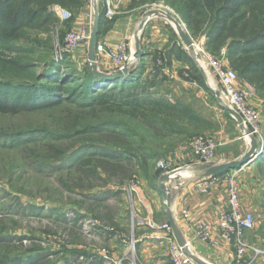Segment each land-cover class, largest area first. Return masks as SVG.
I'll return each instance as SVG.
<instances>
[{
  "label": "rangeland",
  "instance_id": "374dc122",
  "mask_svg": "<svg viewBox=\"0 0 264 264\" xmlns=\"http://www.w3.org/2000/svg\"><path fill=\"white\" fill-rule=\"evenodd\" d=\"M152 1H132V8L129 10L136 9L137 12H134L135 20L129 35L133 34L140 19L145 18L149 10L158 9L166 10L181 23L188 34L190 33L184 21L169 5L164 1L157 3ZM40 4L42 3H36L34 6ZM90 4L92 2L88 0L85 7L88 6V9L92 11V21L91 23L89 21L90 34H92L95 11L90 7ZM98 7L100 8L99 3ZM115 7L117 8L116 4ZM47 9L49 15L45 14L44 18L46 19L38 21L43 23L37 29L31 30L27 35L13 41L16 46L34 50L35 56L30 60L37 64L41 63V58L44 56H55L57 39L62 41L66 33L75 30L73 23L75 24L83 10L80 11V8L59 3H52ZM61 11H64L63 17L57 13ZM114 19L113 22H116L118 15ZM163 33L165 36L163 42L159 37L153 43H149L146 33L136 34L133 39L123 38L131 40L129 42L134 52L136 41L140 40L142 57H146L150 62L148 67H145L141 57L135 63L134 69H146L142 82L150 80L149 83L154 85L151 89L153 98L168 100L170 104L185 108L189 106L185 116L197 111L210 121L212 127L198 136L188 137L190 133H183L184 128L181 124L171 127L167 122L166 129H178L182 133L174 134L169 139H163L153 132H149L152 139L151 147L131 138L132 142L135 141L134 148H139L133 153H144L150 151V148L161 152L157 162L150 164L148 169L151 175L158 176L156 180L161 173L157 167L160 160L169 163L170 172H177L180 168L173 170L175 168L171 166L169 158L176 160L177 152L181 147L188 145L192 150V142L195 138L214 136L213 133H216L214 137L219 139L217 133L222 126L232 132L234 125L230 121L229 114L222 109L223 106L231 107L223 98V88L206 61L207 55L222 60L225 65L237 72L241 87L247 93L250 103L259 110L261 115L263 114L261 125L264 137V94L259 93L253 82L241 77L238 70L231 66L226 59V50L223 49L218 55L211 54L206 51L205 38L196 40L192 38L195 48L189 50L172 26L164 29ZM88 49L89 46L84 45L72 55H68V58L70 57L68 61L72 63L75 70L83 72L90 67ZM166 52L168 53L165 54ZM155 56L159 58L157 62ZM158 61H161L162 64L159 65ZM164 61L167 63L169 61L170 65H166ZM98 69L104 70L102 63L98 64ZM160 70L161 75H157ZM174 77L182 82L177 84ZM167 116L173 118L172 122L176 121L177 123L180 120L178 117H181L177 113ZM77 117L80 118L83 125L97 122L92 118V115L86 114L84 110L72 105L16 117L0 115V264H25L30 258L39 259L38 256L41 255L46 256L49 264H92L98 259H103L102 264H118L120 260H122V264L142 263L136 251L131 252L129 249L134 244L137 250L138 202L135 195V212L131 209L126 188L133 181L139 184L138 181L147 176V172L139 163H136L137 167L131 170L128 162L120 165L116 161L110 163L105 161L113 171H108L106 175L89 173L84 176L82 169L72 167L73 161L64 163L50 157L54 154L52 151L60 153L62 149L68 151L75 145L79 147L80 143L76 139H62L61 142L56 139L64 135L55 139H52L54 137L50 135V140H43L39 136L42 130L54 126L59 125L63 130L64 126H70V123ZM222 120L225 125L222 124ZM137 131L140 132L139 135L144 134L142 129ZM248 141L251 144L250 139ZM243 144L242 137V140L225 148H219L217 155L218 153L225 154V152L237 154L240 149L242 150ZM263 151L264 142L261 143L251 163L241 169L229 172L237 174L236 179L241 184L243 207L245 210H250L256 218V227L253 231L248 232L246 238L251 246L257 245V238L264 241V174L258 171L254 163ZM49 152L50 155L47 154ZM70 152L74 151L71 150L67 154L69 155ZM245 154H241L236 160H240V157L243 158L242 156ZM195 160L204 165L199 158ZM177 163L182 165L183 162L177 160ZM247 168L248 171L243 172ZM100 171L103 170L100 169ZM133 173L137 176L129 178ZM151 180L152 178L149 181ZM158 184L159 182L154 181L155 187ZM115 190H119L116 195L114 194ZM131 214L135 216V220ZM218 230L221 236L219 226ZM123 246H127L124 252ZM237 261H240L238 257Z\"/></svg>",
  "mask_w": 264,
  "mask_h": 264
},
{
  "label": "trees",
  "instance_id": "16d2710c",
  "mask_svg": "<svg viewBox=\"0 0 264 264\" xmlns=\"http://www.w3.org/2000/svg\"><path fill=\"white\" fill-rule=\"evenodd\" d=\"M160 1L169 5L184 21L193 39L205 38L206 51L218 55L225 49L226 59L231 66L238 70L241 77L253 82L259 93L264 94V0L152 2ZM87 2L88 0H0V115L16 117L54 110L65 105L76 106L92 115L97 122L83 125L77 117L70 126H64L63 130L59 125L42 130L39 136L43 140H50V135L54 137L52 139L64 135L56 140L62 142V139L74 138L80 143L79 147L75 145L68 151H52L54 154L51 158L64 163L73 161L72 167L82 169L84 176L89 173L106 175L108 171H113L105 161H116L120 165L128 162L131 170L139 163L150 177L149 166L157 162L161 152L150 148V151L144 153H133L139 148L135 149V141L130 139H137L143 145L151 147L149 132L163 139L180 134L177 130L166 129L167 122L171 127L178 124L176 121L172 122L173 118L167 115L177 113L181 115L178 117L181 119L188 108L170 104L168 100L153 98L151 89L154 85L149 83L150 80L142 82L145 68L133 69L131 74L123 78L102 79L94 76L90 68L83 72L75 70L68 61L71 52L65 51L59 61L54 56H44L41 63L37 64L30 60L35 56L34 50L13 44V41L43 23L38 21L46 19L44 15L50 4L77 7L81 11ZM36 3L42 4L34 6ZM99 17L100 40L115 19L109 20L106 17L102 4ZM155 57L157 62L159 58ZM164 62L170 65L169 61ZM194 125L197 128L192 135L198 136L202 124L195 121ZM140 129L144 131L143 135H139L137 130ZM260 146L258 143V149ZM71 150L74 152L68 155L67 152ZM140 151L143 152L142 149ZM47 154L50 155V152ZM254 163L258 171L264 174V151ZM136 176L133 173L129 178ZM157 177L152 174L150 178L155 180ZM108 180L111 182L109 178ZM118 193L119 190H115L114 194ZM38 257L42 259L30 258L25 264H49L45 255ZM102 263L103 259H98L92 264Z\"/></svg>",
  "mask_w": 264,
  "mask_h": 264
},
{
  "label": "crops",
  "instance_id": "0c3cea01",
  "mask_svg": "<svg viewBox=\"0 0 264 264\" xmlns=\"http://www.w3.org/2000/svg\"><path fill=\"white\" fill-rule=\"evenodd\" d=\"M132 1L134 0H115L118 20L110 25L107 32L102 35L101 39H107L112 43H117L124 37L133 39L136 34L143 35L146 33V38H148L147 41L149 43H153L156 38L159 37H161V42H163L165 37L163 36L164 29L172 26L175 31L177 30L166 18L155 16L152 17L149 21L145 20L147 22L144 25V18H141L135 30L133 31V34L129 35L128 33L132 31V23L135 20L134 12H137L136 9L133 11L129 10L130 8H132ZM100 4H102L104 8V0H102ZM163 11L168 13L166 10ZM89 21L90 23L92 21V11H90L87 6L83 8L75 24L73 23V28L75 30L83 27L89 28ZM167 53L168 52H166L165 54ZM141 60L142 62H144L145 67H148L150 62L146 59V57H142ZM108 64L109 63L107 61H102V68L111 72L113 68ZM159 75H161V71L159 72ZM175 81L177 84L182 82L177 78H175ZM165 82L167 81L165 80ZM187 107L189 108V106ZM225 107L226 106H223L222 109H224L229 114L230 121L233 123L234 127L232 129V132H229V130L225 129V127L222 126L218 131L219 133H217L218 138L223 140L226 144L224 148L239 140H242L243 135L240 122H238V120L234 116H232L225 109ZM195 113L192 112L191 114L184 116L178 121V124H181V126L184 128L183 133H190L188 137L193 136V131L197 128V126L194 125L195 121H198L202 124V127L199 128L197 134H202L212 127L210 125V121L207 118H204L197 111ZM191 118H197V120H192ZM222 124H224L223 120ZM177 131L180 134L182 133L181 130L177 129ZM213 134L214 136H216V133ZM243 140L244 144L242 146V150L240 149L237 154L233 152H225V154L221 153L220 155L218 153L216 158L217 164L236 160L239 158V156H241V154L247 153L251 148V144L247 139L243 138ZM169 148L170 146L168 147V149ZM196 158L197 157L193 154L190 146L185 145L184 147H181V149L177 152L176 160L169 158V162L171 163L172 167L174 166L175 169L173 170H177L178 168L187 170L184 171V176L180 177L177 175H172L171 178H169V180L167 181L166 185L171 202L169 210L175 221L177 229L179 230L183 240H185V243L188 246L190 254L197 260H200L201 262H204L206 264H264V241L261 238H257V245L253 246L259 252H256L253 249L249 248L240 261H237V249L234 245L222 244L221 247L215 248L205 245L197 238L196 230L194 227L195 221H204L215 224L217 237L220 236L217 220L223 212L229 210V203L228 192L224 186L217 185L210 191V193L205 195L199 194L197 192L196 184L199 181L206 179L209 174L203 165H201L199 162H196ZM177 160L178 162H183L181 163L182 165H179L177 163ZM246 170L248 171V168L243 172H245ZM235 175L237 176V174ZM150 177L144 176L141 181H138L139 184L135 193L138 202V212L136 215V253L139 260L142 262H140L141 264H162L163 262L169 260L170 245L178 244L179 242L174 233L167 234L163 229H161V226L163 224L169 222L168 214L166 211L169 206L167 200L158 190L159 184L156 185V187L154 186V181L158 182V180H154L152 178V180L149 181ZM185 209H188L193 215L194 222L191 223L185 220L182 213ZM126 249L127 246H123V252Z\"/></svg>",
  "mask_w": 264,
  "mask_h": 264
},
{
  "label": "built area",
  "instance_id": "2783aa9c",
  "mask_svg": "<svg viewBox=\"0 0 264 264\" xmlns=\"http://www.w3.org/2000/svg\"><path fill=\"white\" fill-rule=\"evenodd\" d=\"M104 1L106 17L109 20H113L117 15L114 0ZM91 2L92 4H90V7L93 9V4L96 0H91ZM100 2L101 0H97V3L100 4ZM57 13L60 17H63L62 14L64 11ZM90 39L91 34L89 28L83 27L81 29L69 31L62 41L57 39L55 45V60H62L65 51L74 53L84 45L89 46ZM96 60L97 64L100 65L102 61H107L114 72L129 68L136 62L134 51L128 39H122L117 43H112L107 39H100L96 48ZM206 61L221 83L224 100H226L228 105L241 116L243 126L249 130V133L245 134L244 128V130H242V137L249 140L250 137L253 136L256 137L260 144L264 142L261 125L262 115L259 110L250 103L247 93L243 91L237 72L230 69L222 60H218L211 55H207ZM158 64L161 65V61H158ZM225 145V142L221 139H216L212 136H201L193 140L192 151L201 162L210 164L216 162L218 149ZM157 167L163 174L170 173V165L165 160H160ZM236 177L235 174L230 173L218 177L211 176L196 184V190L199 194H208L217 185L224 186L228 192L229 210L223 212L217 221L221 230V236L217 237L216 229L212 223L195 221L194 227L197 238L202 243L215 248L221 247L222 244L234 245L237 249V257L241 260L249 248L256 252L259 251L246 241L248 232L253 231L256 227V218L250 210H245L243 207L241 184ZM137 188L138 183L134 181L126 188L133 211H135L134 202ZM182 213L187 222H191L194 219L188 209L183 210ZM131 216L135 220V216L132 214ZM192 222H194V220ZM161 229L167 234H172V228L168 222L163 224ZM129 249H131V252L136 251L134 244L133 247L131 246ZM169 253V261L163 262L162 264H196L187 256L183 247H180L178 244H171ZM118 264H122V260H120ZM133 264L135 263L133 262Z\"/></svg>",
  "mask_w": 264,
  "mask_h": 264
},
{
  "label": "water",
  "instance_id": "95a60500",
  "mask_svg": "<svg viewBox=\"0 0 264 264\" xmlns=\"http://www.w3.org/2000/svg\"><path fill=\"white\" fill-rule=\"evenodd\" d=\"M93 9L95 11V20H94V26H93V31L91 34V39L89 42V63H90V70L92 71V74L96 77L102 78V79H116V78H123L128 76L129 74H131V72L133 71V69L135 68V64L129 68H126L122 71H117V72H109V71H105L102 69H98V64H97V60H96V48L99 42V7H98V3L97 0L96 2H94L93 4ZM155 16H161L163 18H166L177 30V34L180 38V40L183 42V44L189 49V50H194L195 45L193 43V39L192 37L183 29L181 23L172 15L166 13L163 10H150L146 13V17L144 18V23L143 25L147 22L145 20H150L152 17ZM143 56V51L141 50V41L137 40L136 41V48H135V52H134V57L136 59V62ZM135 62V63H136ZM225 109L232 115L234 116L238 122H240V126L242 128V130H244L245 126H243V120L241 118V116L235 112L233 109L229 108V107H225ZM249 133V130H247L245 128V134ZM250 141H251V148L249 149V151L242 156L243 158H240V160H233L227 163H222V164H217V162L214 163H210V164H204V168L207 170L209 176L208 177H218L221 176L223 174H226L228 172H231L233 170H237V169H241L243 168L245 165H247L248 163H251L252 159L254 158V156H256L257 154V149H258V141L256 139V137L251 136L250 137ZM187 169H180L177 172H182V171H186ZM177 172H170L168 174H161L159 175L158 178V182H159V186H158V190L159 192L164 196V198L167 200L168 203V208H167V214H168V218H169V224L172 228V231L174 233V235L176 236L177 240H178V245L180 247H183L185 253L187 254V256L193 260L196 264H206L204 262H201L200 260H197L196 258H194L188 249V246L185 243V240H183L179 230L177 229V226L175 224V221L172 217V214L169 210L171 202H170V195L167 191V187H166V182L169 180V178H171L172 175L176 174ZM134 226V224H133Z\"/></svg>",
  "mask_w": 264,
  "mask_h": 264
},
{
  "label": "bare ground",
  "instance_id": "6f19581e",
  "mask_svg": "<svg viewBox=\"0 0 264 264\" xmlns=\"http://www.w3.org/2000/svg\"><path fill=\"white\" fill-rule=\"evenodd\" d=\"M175 176L177 175V176H184V171H182V172H177L176 174H174ZM166 185H167V182H166ZM194 220V219H193ZM192 220V221H193ZM192 221H191V223H192Z\"/></svg>",
  "mask_w": 264,
  "mask_h": 264
}]
</instances>
